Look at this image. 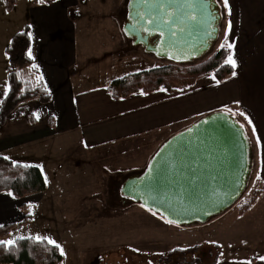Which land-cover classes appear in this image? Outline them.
<instances>
[{"label":"crops","instance_id":"obj_1","mask_svg":"<svg viewBox=\"0 0 264 264\" xmlns=\"http://www.w3.org/2000/svg\"><path fill=\"white\" fill-rule=\"evenodd\" d=\"M29 1L32 2L30 52L34 62L31 66L18 68L17 73L20 78L27 79L35 77L37 71V78L43 82L51 99L47 104L38 98L23 103L8 117L5 125H0V156L37 166L43 175L45 168L60 173L63 170L61 162L65 160L71 172L80 173L86 166L93 177L102 171L142 170L169 137L209 113L227 111L247 130L257 187L261 191L252 209L229 230L237 240L264 243V0H228L231 16L222 0H218L224 14L221 34L235 44L232 50L237 61L235 75L219 82L209 74L192 86L179 87L175 92L159 89L129 98H114L108 89L111 81H102L96 70L113 63L119 48L127 45L120 32L125 20H129L127 5L131 0H53L50 4ZM100 5H107V8L100 10ZM122 7V24L117 20L116 24L112 23L120 44L86 54L82 43L86 31L81 30L82 24L87 19L112 20L113 12L123 10ZM229 20L232 24L230 34L226 32ZM92 32L96 33V30ZM16 34L15 28L0 25V53L6 51ZM128 41L134 44L130 38ZM3 67L0 68V108L9 86V64L6 84ZM37 114L41 116V125ZM245 116L251 119V124ZM108 146H114L116 150L103 156H97L96 150L90 151ZM47 191L48 185L45 192L21 199L10 192L0 193V225H12L6 241L14 230L32 221L30 218L25 223L24 218L26 215L31 217L30 211L45 203ZM221 221L224 222L225 217H220L216 223ZM258 251V255L238 253L234 258L222 254L216 264H245L248 261L264 264V247ZM64 261L63 256L62 264Z\"/></svg>","mask_w":264,"mask_h":264},{"label":"rangeland","instance_id":"obj_2","mask_svg":"<svg viewBox=\"0 0 264 264\" xmlns=\"http://www.w3.org/2000/svg\"><path fill=\"white\" fill-rule=\"evenodd\" d=\"M31 4L29 0H15L12 8H9L5 0H0V25L13 27L17 33L24 31L30 25ZM99 8L103 10L107 8V5H100ZM122 8L121 11L117 9L113 12L112 20L87 19L82 24L81 30L86 31L82 37V43L87 50L86 54L99 51L102 47H114L120 44L121 41L115 37L116 27L112 23L116 24L115 20H117L122 24L124 7ZM123 27L120 33L123 34L122 37L127 45L119 48L113 63L102 65L103 67L100 66L96 70L102 81L112 82L124 76L170 63L169 60L147 52L144 47L130 44ZM92 30H96V33ZM225 39L231 42L227 36L220 33L213 50L193 63L206 59L220 48V44L224 43ZM7 66L8 56L5 51L3 54L0 53V68L3 67L2 76L5 84ZM38 120L41 125L40 115ZM114 148L116 147H97L90 151L96 150L97 156H103L108 151L116 150ZM61 163L63 170L60 173L45 168L44 177L47 178L48 185L45 203L38 209L31 210L32 221L14 230L7 241L37 236L51 239L61 245L65 258L64 264H89L91 259H93L91 264H187L192 263L194 256H200L205 250L208 251L206 263H209L220 251L214 247V244H218L222 254L231 258L238 256V253L245 256L246 253L258 255V249L264 247L262 241L251 244L249 243L251 239L237 240L235 234H231L229 230L230 227L238 225L242 217L239 215L241 206L248 202L255 191H259L254 169L247 188L225 212L207 223L178 225L167 223L165 219L159 215H153V212L134 201H128L124 205L120 200V184L128 176L139 174L145 168L133 169L131 172L130 170H118L116 173L102 171L98 176L93 177L86 166L81 167L78 173L71 172L66 160ZM220 217H225V221L216 223ZM224 225L225 228H223ZM231 235L234 237L231 238ZM196 246L200 247L199 252H188L186 257L180 255L181 251ZM111 258L112 262H110Z\"/></svg>","mask_w":264,"mask_h":264},{"label":"water","instance_id":"obj_3","mask_svg":"<svg viewBox=\"0 0 264 264\" xmlns=\"http://www.w3.org/2000/svg\"><path fill=\"white\" fill-rule=\"evenodd\" d=\"M153 2L169 0H147L148 4ZM190 2L199 0H171L173 5ZM207 2L213 14L208 24L197 25L186 17H173L170 28L160 29L159 14L153 13L156 20L150 24L145 0H131L129 20H125L123 30L134 45L143 46L147 52L169 62L191 64L213 50L221 33L223 9L218 0ZM163 11L176 9L169 7ZM184 11L197 18L201 15L199 8ZM213 27L217 31L207 35ZM252 171L253 151L246 128L231 113L216 111L169 138L145 170L125 178L119 188L124 199L142 205L166 221L203 224L239 199Z\"/></svg>","mask_w":264,"mask_h":264},{"label":"trees","instance_id":"obj_4","mask_svg":"<svg viewBox=\"0 0 264 264\" xmlns=\"http://www.w3.org/2000/svg\"><path fill=\"white\" fill-rule=\"evenodd\" d=\"M53 0H44L50 4ZM15 0H6L9 8H12ZM30 28L17 33L6 49L9 64V85L11 91L3 99L0 108V125L6 124L8 117L13 114L23 103L38 98L43 104L50 102V95L43 82L36 76L22 79L17 73L18 68H25L33 64L32 57L28 53L31 48ZM232 50L219 48L206 59L197 63L179 64L170 62L166 65L152 68L141 73L124 76L113 80L109 85V91L114 98H129L135 94H150L159 89L175 92L179 87L192 86L198 79L213 74L219 82L235 72L229 64L225 63ZM49 123L52 125V120ZM47 189V182L39 167L17 163L11 159L0 156V193L10 192L16 198L21 199L27 195L42 193ZM261 191H255L252 197L243 204L239 215H245L256 204ZM133 202V201H131ZM24 210V205L21 206ZM26 215L24 222L30 220ZM12 229V225L0 227V241H6ZM15 246L9 248L0 245V264H62L63 255L60 249L47 243L46 239L37 241L33 237L17 238ZM214 247L220 251L216 253L213 261L206 263L208 251H202L200 256H194V261L187 264H216L222 255L218 245ZM199 246L180 252L186 257L188 252H199ZM210 255V254H208Z\"/></svg>","mask_w":264,"mask_h":264},{"label":"snow or ice","instance_id":"obj_5","mask_svg":"<svg viewBox=\"0 0 264 264\" xmlns=\"http://www.w3.org/2000/svg\"><path fill=\"white\" fill-rule=\"evenodd\" d=\"M6 2V0H5ZM41 3L44 2V0H40ZM222 3L224 5V7L227 9V14L228 16H231V7L228 4V0H222ZM145 6L148 9L147 11V17L148 23H153L156 20V16L153 13H158L159 14V18H160V23L157 24V27L160 29L165 28L166 26L170 28L171 24L174 22L173 17L176 18H180V17H186L187 20H191L194 21L197 25H204V24H208V18L209 16H212L213 14L210 12V4L207 2V0H199L198 3H185V4H171V0H169L168 3H164V2H153L151 4L147 3V0H145ZM169 7H174L176 9V11L173 12H165L163 11L164 9H167ZM199 8L201 15L199 18H197V16L192 15L191 13L185 12L184 9H196ZM143 15V14H140ZM211 27V26H210ZM231 29H232V24L231 21H228L227 24V29L226 32L227 33H231ZM145 31H147L148 29H144ZM217 31L216 28H211V31H209L207 33V35L211 36L212 32ZM161 34H163V32H161ZM173 35H175V33H173ZM220 48L221 49H228V50H234L235 49V44L229 42L227 39H225V42L220 44ZM29 58H31V52L28 53ZM235 56V52L231 51L230 54L227 56L225 63L229 64L233 69H235L237 67V61L234 58ZM233 75H235V72H233ZM214 78V77H213ZM162 91L164 89H161ZM7 91H11V87L10 85L7 87ZM143 94V93H141ZM231 111V110H229ZM240 115H244V113H240ZM37 119H39V115L37 114ZM245 119L248 120V123L251 124L252 121L251 119H249L247 116H245ZM252 131L255 133L256 129L255 126L253 125ZM257 143H260V138L259 136H257ZM262 148H264V146H262ZM262 154H264V152H262ZM5 159H9L8 157H5ZM262 163H264V161H262ZM25 167H27V165H25ZM152 169H149V172H151ZM45 182H47V178L45 177ZM156 213H153V215H155ZM167 223H173L172 220H168ZM0 227H2V225H0ZM37 241H42L43 238L37 236L35 238ZM47 243L50 245H53L54 247L60 249L61 254L63 255V249L60 248V245L58 243H56L55 241L48 239ZM16 241L15 240H8V241H0V245L3 246H7L9 248L15 246ZM264 259V258H262ZM245 264H251L250 261L245 262Z\"/></svg>","mask_w":264,"mask_h":264},{"label":"flooded vegetation","instance_id":"obj_6","mask_svg":"<svg viewBox=\"0 0 264 264\" xmlns=\"http://www.w3.org/2000/svg\"><path fill=\"white\" fill-rule=\"evenodd\" d=\"M119 187H120V186H119ZM119 191H120V188H119ZM120 194H121V193H120ZM120 200L123 202L124 205L127 204L128 201H131L130 199H124V198L122 197V195H121V197H120Z\"/></svg>","mask_w":264,"mask_h":264}]
</instances>
